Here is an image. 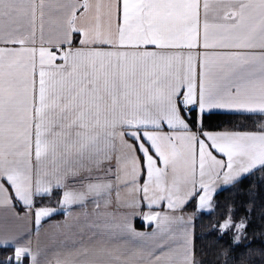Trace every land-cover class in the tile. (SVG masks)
<instances>
[{
	"label": "snow or ice",
	"instance_id": "1",
	"mask_svg": "<svg viewBox=\"0 0 264 264\" xmlns=\"http://www.w3.org/2000/svg\"><path fill=\"white\" fill-rule=\"evenodd\" d=\"M0 209V264H245L264 0H0Z\"/></svg>",
	"mask_w": 264,
	"mask_h": 264
},
{
	"label": "trees",
	"instance_id": "2",
	"mask_svg": "<svg viewBox=\"0 0 264 264\" xmlns=\"http://www.w3.org/2000/svg\"><path fill=\"white\" fill-rule=\"evenodd\" d=\"M237 120L238 118L236 117L228 116L222 113H214L211 115H206L205 125L206 127H210L213 130H219L226 127H231L233 123L237 122ZM223 195H227V193H224ZM208 220L209 217L205 215L197 221V235L201 236V239H199L197 243L206 249L211 243V238L207 236ZM262 227H264V221L260 220L259 213H257L253 222V227L249 230L250 238H254L255 240V243L251 245L252 249L255 251L251 256H242L245 264H264V256H261L259 251L261 249V245L264 244V236L260 235ZM243 252L246 254L248 249H244Z\"/></svg>",
	"mask_w": 264,
	"mask_h": 264
},
{
	"label": "crops",
	"instance_id": "3",
	"mask_svg": "<svg viewBox=\"0 0 264 264\" xmlns=\"http://www.w3.org/2000/svg\"><path fill=\"white\" fill-rule=\"evenodd\" d=\"M62 214H56L54 215L51 220H45L42 228H41V234L39 236V239L37 241V238L35 236V233H33V241L34 243H39V245L41 247H44L47 243L48 240L45 236V229L49 228L50 223H54L56 221L61 220ZM135 226L137 227V229L139 230H143V224L142 221L139 218H136L135 220ZM7 227L10 230H23L26 227V222L25 221H21V220H17L14 217H12L6 210L4 209H0V229H3ZM34 228V225H33Z\"/></svg>",
	"mask_w": 264,
	"mask_h": 264
}]
</instances>
